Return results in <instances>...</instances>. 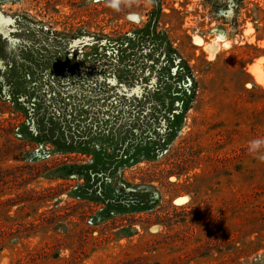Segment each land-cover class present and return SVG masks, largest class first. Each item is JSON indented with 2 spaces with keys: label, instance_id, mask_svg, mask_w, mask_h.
<instances>
[{
  "label": "rangeland",
  "instance_id": "rangeland-1",
  "mask_svg": "<svg viewBox=\"0 0 264 264\" xmlns=\"http://www.w3.org/2000/svg\"><path fill=\"white\" fill-rule=\"evenodd\" d=\"M112 3L0 0V264H264V0Z\"/></svg>",
  "mask_w": 264,
  "mask_h": 264
},
{
  "label": "clouds",
  "instance_id": "clouds-1",
  "mask_svg": "<svg viewBox=\"0 0 264 264\" xmlns=\"http://www.w3.org/2000/svg\"><path fill=\"white\" fill-rule=\"evenodd\" d=\"M112 6L117 7L115 0H113ZM248 152L256 155L260 159H264V138L250 140L248 143Z\"/></svg>",
  "mask_w": 264,
  "mask_h": 264
},
{
  "label": "trees",
  "instance_id": "trees-1",
  "mask_svg": "<svg viewBox=\"0 0 264 264\" xmlns=\"http://www.w3.org/2000/svg\"><path fill=\"white\" fill-rule=\"evenodd\" d=\"M114 194H115L114 195L115 197H113V198H111V196H108V197H105L104 196L105 201L108 202L111 205L126 204L124 202V199L123 200L121 199V197H123L125 194H123V193H120V194L114 193ZM140 202L146 204L147 203V200L143 199ZM134 203H136V201H134ZM129 205H131V204H129Z\"/></svg>",
  "mask_w": 264,
  "mask_h": 264
},
{
  "label": "bare ground",
  "instance_id": "bare-ground-1",
  "mask_svg": "<svg viewBox=\"0 0 264 264\" xmlns=\"http://www.w3.org/2000/svg\"><path fill=\"white\" fill-rule=\"evenodd\" d=\"M214 48V47H213Z\"/></svg>",
  "mask_w": 264,
  "mask_h": 264
}]
</instances>
